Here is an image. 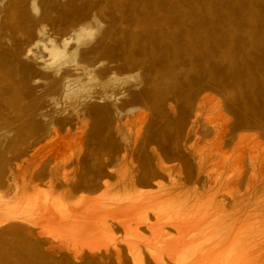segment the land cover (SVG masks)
<instances>
[{"label":"rangeland","instance_id":"1","mask_svg":"<svg viewBox=\"0 0 264 264\" xmlns=\"http://www.w3.org/2000/svg\"><path fill=\"white\" fill-rule=\"evenodd\" d=\"M80 28L87 35L78 37ZM0 37H9L0 39V62L23 99L5 111L11 122H0V192L27 194L46 210L36 226H0V264H134L122 210L154 197V181L172 180L191 198L185 221L206 201L229 209L264 183V0H0ZM48 40L74 62L46 66ZM232 88L236 97L224 99ZM50 178L55 195L70 191L69 211L36 200ZM86 207L106 212L117 238L105 259L81 248L84 240L41 232ZM139 230L150 239L145 224ZM141 251L139 264H156L159 253Z\"/></svg>","mask_w":264,"mask_h":264},{"label":"bare ground","instance_id":"2","mask_svg":"<svg viewBox=\"0 0 264 264\" xmlns=\"http://www.w3.org/2000/svg\"><path fill=\"white\" fill-rule=\"evenodd\" d=\"M15 28L16 25L11 20L7 30L11 29L14 31ZM86 33L85 28H80L77 36L81 37ZM0 39L9 40V37H0ZM38 43L39 41H36L34 45ZM41 45L42 49L49 54L48 62H43L46 66L56 65L58 62L65 60V58H69L70 62H74V53L60 49L52 40H48V44L42 43ZM31 53V48H28L24 55L28 56ZM23 67L28 69L29 66L23 65ZM58 71L59 67L56 66L54 73L57 74ZM9 72L7 65L0 62V122L3 125H8L11 122L9 115L5 111L16 107L20 108L23 105V99L15 92L20 81L9 76ZM236 95V89H227L223 94V98L230 100L234 99ZM19 117H17L16 121L20 120ZM206 154L207 152L202 150L198 154V159L204 160ZM47 184L50 190L44 194H38L39 196L36 200H40V203L46 208L55 209L59 213H64L66 210L69 211L70 207L68 206L70 205L67 206L65 204V198L70 194V191L67 190L57 196L54 193L51 178ZM152 184L155 186L154 197L145 201L142 200V206L135 208H130L129 206V209L125 208L123 210L121 208L123 217H125L120 222L123 233V235L121 234L123 237L121 239L127 252L131 254L134 264H139L143 261L142 248L149 256H155L156 253H159V257L154 259L156 264H167L161 259L162 253L172 260L174 264H264V183L245 189L243 192L245 198L243 194L233 198L229 209L224 208L216 198L209 200V202L206 201L207 204L200 208L199 215L194 220L191 219L192 221L183 219L182 213L186 211L187 206L191 203V198L189 199L188 195H185L181 187H178L172 180L168 184L160 181H154ZM193 196L190 197L193 198ZM28 199L27 194H20L9 200L0 192V226L10 222L36 226V214L41 215L46 210L39 213L44 207H40V205L39 207L33 206V201ZM201 199L203 200V198ZM200 200L199 204H201ZM144 209L150 210L152 220H149L150 218L145 215L144 212L146 211ZM195 209H197V206ZM91 211L90 207L74 209L72 217L70 216V220L68 219L69 221L59 226L49 223L44 226L43 224L41 232L42 234L59 235L68 239V241L71 238L74 241L76 239L84 240L86 242L83 247L80 246L81 248L97 252L98 254L102 250L105 259L111 249L115 250V239L117 240V238H114L111 232L105 217L107 215L106 212L96 214ZM49 215L52 216V211ZM119 215H116L118 220L120 218ZM61 219H57V221ZM143 224L146 225V231L149 233L150 239L144 238L139 230L140 225ZM90 226L94 227V235H92V232L90 234L87 233L89 231L87 229ZM169 229L181 240L173 241L168 235ZM187 234H191L189 238H193V240L185 239L184 236ZM74 245L76 244L74 243ZM185 256L189 258L184 260ZM104 259L101 258L99 260L103 262L105 261Z\"/></svg>","mask_w":264,"mask_h":264}]
</instances>
